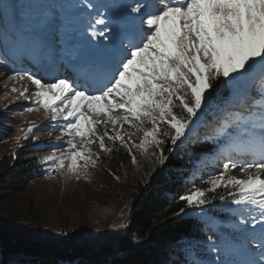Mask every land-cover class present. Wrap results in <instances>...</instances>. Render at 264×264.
Returning a JSON list of instances; mask_svg holds the SVG:
<instances>
[{
    "label": "snow or ice",
    "instance_id": "obj_1",
    "mask_svg": "<svg viewBox=\"0 0 264 264\" xmlns=\"http://www.w3.org/2000/svg\"><path fill=\"white\" fill-rule=\"evenodd\" d=\"M70 9L83 21L80 28H68L67 13L58 15L52 7L29 22L14 4L0 3V14L13 26L11 38L24 52L57 72L66 63L83 82L78 87L59 75L45 80L20 70L7 75L34 86L9 89L5 82V96L11 92L30 101L20 115L43 110L47 135L59 133L53 137L59 146L39 161L48 165L46 178L90 182V169L99 168L101 157L122 149L134 164L137 149L163 167L169 154L190 141L211 143L212 159L202 154L197 168L214 164L221 171L203 180L206 187L193 182L179 197L185 207L175 215L187 208L206 219L215 236L205 232L206 240L196 243L214 259L190 252L188 264H264V0H78ZM57 18L58 60L44 35ZM221 89L228 96L215 104ZM210 108L211 126L201 121ZM25 123L30 126L20 129L23 136L14 137L21 146L40 140L35 121ZM200 126L209 129L203 136ZM216 200L236 218L230 225L238 234L235 242L208 220ZM241 252L246 259L235 258Z\"/></svg>",
    "mask_w": 264,
    "mask_h": 264
},
{
    "label": "rangeland",
    "instance_id": "obj_2",
    "mask_svg": "<svg viewBox=\"0 0 264 264\" xmlns=\"http://www.w3.org/2000/svg\"><path fill=\"white\" fill-rule=\"evenodd\" d=\"M95 3H119L120 0H93ZM67 25L70 29L80 28L83 21L77 20L72 10L67 12ZM4 23V24H3ZM12 24L0 14V69H7L4 79H0V127L5 129L0 139V182L10 177L19 169L25 158L35 156L40 163L43 156L49 155L54 147L53 137L47 135L49 122L45 119L43 110L39 113H20L30 106V101L23 98L16 99L15 94L9 92L4 95L5 82L8 88L15 86L19 89L27 86L34 87L31 82L16 83L7 80V75L13 70L28 71L36 76L48 80L52 75L68 78L82 86V81H76L74 72L67 64H60L59 71H53L48 76L43 73L51 70L52 66H44L33 59L21 48L19 40L13 41L12 35L7 37ZM9 32V31H8ZM61 21L59 18L49 23L44 30L46 41L56 48L54 58L59 59V44ZM4 42V49L1 44ZM7 44V45H6ZM9 46V48H8ZM15 47L16 49H14ZM18 47V48H17ZM54 68V67H53ZM51 74V75H50ZM2 75V76H3ZM1 76V75H0ZM209 109L201 117V121L209 114ZM35 121L39 141L31 138L24 141L22 146L14 137L23 136L30 123ZM111 131V126H109ZM140 141L137 139L136 143ZM96 151V149H93ZM30 154L31 152H35ZM152 150L150 149L149 152ZM137 163L126 150L114 151L110 158L101 157L98 169H90V182L73 178L57 179L43 178L36 180L25 194L12 202L0 206V217H10L14 221V229H30L28 236L33 242L43 247H63L66 235L74 238L80 244H85L92 251L99 250L107 243H113L127 228L133 208V194L140 187H147L151 178L164 169L156 158L133 149ZM65 162V170L68 166ZM45 169L47 164H42ZM221 171V170H220ZM53 177L55 174H52ZM165 217L159 221L163 222ZM238 239V238H237Z\"/></svg>",
    "mask_w": 264,
    "mask_h": 264
},
{
    "label": "trees",
    "instance_id": "obj_3",
    "mask_svg": "<svg viewBox=\"0 0 264 264\" xmlns=\"http://www.w3.org/2000/svg\"><path fill=\"white\" fill-rule=\"evenodd\" d=\"M77 2L0 0V3L14 4L19 11L27 13L29 22L49 7L57 9L58 15L67 13L71 10L70 6ZM26 26H17V33L24 31ZM12 29L6 32L7 37L13 34ZM227 96L228 93L221 89L214 94L213 102L222 104ZM209 112L202 122L211 126L215 109L210 108ZM208 130L203 126L198 127L201 136ZM4 131L0 127V139ZM215 148L211 143L193 144L190 141L169 154L166 166L151 178L148 186L135 190L127 228L115 242L107 243L97 251H92L69 235L65 236L61 248L40 246L29 239L32 233L30 229L16 230L12 218L0 217V264H188L190 252H194L198 259H214L204 250V244L196 243L206 240L205 232L215 236L213 229L206 227V219L187 208L183 216H176L175 213L185 207L179 197L193 186V182L196 186L206 187L203 180L208 179L209 174L220 172L222 166L214 164L200 167L199 170L197 168L201 155L206 154L211 160ZM164 150L167 153V147ZM44 173L45 168L36 161L35 156L25 158L17 171L0 182V206L21 197L31 189L33 182L43 178ZM228 207L219 200L214 201L209 206L208 220L218 226L221 235L235 242L238 234L230 225L236 218L227 210ZM163 217L164 221H159ZM235 258L247 257L241 252Z\"/></svg>",
    "mask_w": 264,
    "mask_h": 264
},
{
    "label": "bare ground",
    "instance_id": "obj_4",
    "mask_svg": "<svg viewBox=\"0 0 264 264\" xmlns=\"http://www.w3.org/2000/svg\"><path fill=\"white\" fill-rule=\"evenodd\" d=\"M5 77H6V74L3 75V76L1 75V76H0V79H4Z\"/></svg>",
    "mask_w": 264,
    "mask_h": 264
}]
</instances>
